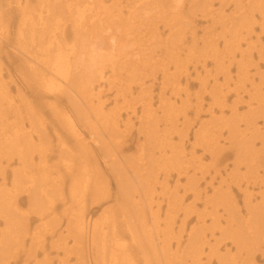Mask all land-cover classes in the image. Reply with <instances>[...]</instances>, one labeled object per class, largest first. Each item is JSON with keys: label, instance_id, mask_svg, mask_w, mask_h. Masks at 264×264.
<instances>
[{"label": "bare ground", "instance_id": "obj_1", "mask_svg": "<svg viewBox=\"0 0 264 264\" xmlns=\"http://www.w3.org/2000/svg\"><path fill=\"white\" fill-rule=\"evenodd\" d=\"M214 1L217 2L215 9L213 0H15L16 25L11 41L8 39L9 27L4 25L8 18L4 5L0 4V46L5 44L12 50L17 48L15 53L20 52L30 64H34L29 67L40 76L38 87L47 95L59 94L64 98L69 109L66 112L57 111L61 118L59 121L67 124L73 132L75 122L92 125L91 116H102L103 131L106 134L115 133L119 114L106 112L99 104L102 82L107 78V66L110 78L114 74L112 56H100L99 53L94 57L97 53L92 50L89 40V37H98L101 30L110 31L108 41L94 39L95 45L98 48L106 45L110 50L120 52L129 47L130 41L133 42L130 35L134 29L148 22L147 13L158 12L161 27L166 29L162 31L167 32L163 41L164 50L160 53V59L167 53L168 62L164 67L172 63L181 69L185 63L193 64L196 76L200 74L197 67L203 70L199 84L202 93L197 97L193 111L194 117L199 120L194 142L201 146L202 156L208 157L209 161L204 163V157H196L199 155L192 149L190 153H185L183 149L176 151L172 147L170 136L182 135V131H178L174 119L170 123L167 118L169 108L170 114L175 112L173 104L168 102L161 104L160 109L165 118L163 120L171 124L170 133L165 136L151 132L153 136L146 138L148 141H161L154 142L153 147H159L160 155L166 151L167 173L155 174V162L151 164L154 171L146 170L143 146L138 149L139 157L136 159L132 158L129 162L127 159H114L121 170L117 182H121L127 172L133 173L132 179L128 176L129 184L133 181L139 188L138 200L148 205L150 218L153 219L152 226L147 227L144 218L141 220V215H136L141 220L140 234L138 231L132 234L126 223L131 247L145 254L149 248L159 246V252L165 255V250L170 249V240L175 241L174 260L163 264H264V71L260 70L261 66L264 68V0ZM184 4L188 13L208 19L206 29L202 30L205 33L201 39L202 50L197 55L194 52V47H197L194 28L191 27L189 32L185 27L190 24H183V19L175 16L184 12ZM116 32L122 35L118 38ZM186 32L190 36L189 43L184 42ZM214 37L217 40L214 41ZM220 40L221 45L217 43ZM126 57L125 54L119 55L118 63L125 66L129 61ZM210 61L212 70L208 71L207 63ZM144 62L140 59L135 65L144 70ZM186 68L181 74L190 78ZM133 71L138 76L137 71ZM176 89L181 90L179 87ZM8 95L0 74V143L5 150L2 153L9 158H6L5 167L16 159L21 163L20 172L27 173L26 163L29 161V165L33 166L31 149L36 145L32 142H40L46 132L42 128L33 138L31 125L35 122L41 126L42 121L32 112L26 114L29 116L30 132H25L23 122H18L21 114L15 111ZM12 112L13 120L8 122L6 119ZM147 112L148 109L143 116L147 125L153 120L158 121L154 114ZM258 120L262 121L261 127L257 126ZM74 138L79 136L75 134ZM255 141L260 150L255 148ZM106 143L117 150L124 146L119 142ZM161 148L167 150L162 151ZM231 157L232 163L225 164ZM119 161L125 165L121 167ZM12 166L18 169L16 165ZM170 170L176 176L173 186H169ZM88 175V172L81 173V177ZM181 178H184V184H180ZM11 180V197L5 196L0 185V218L4 221L0 233L3 235L1 239L4 237L3 241H6L5 244L0 242V264L18 257L19 250L23 248V241L20 243L16 235L24 229L25 218L15 207L16 196L23 191L18 177ZM122 186L120 183L119 188ZM180 188L183 196H180ZM30 189L28 186L27 192ZM54 189L57 193L61 191L59 186ZM156 189L163 192L166 199L161 233H165L164 237L157 235L159 223L151 209ZM47 193L46 189L32 192L27 195V200L46 197ZM186 193H189L191 202L184 205L182 199ZM6 197L8 200L3 203ZM45 199L50 200V196ZM238 202H241L240 207ZM31 205L36 214L44 212L39 204L31 202ZM135 207L139 209L138 204ZM175 210L181 212L177 233L171 226L175 224ZM192 218L194 223L189 225ZM71 232H74L71 234L74 239H81L86 234V251L95 252L94 264H134L131 262L134 259L129 261L131 257L123 251L125 248L121 249L115 228L99 230L96 223L89 221L76 226L67 221L64 233H59L57 239ZM184 232L185 237L181 241ZM26 234L25 231L23 236ZM32 237L31 241H35L34 233ZM79 245V241H75L74 251ZM76 251L80 252V249ZM20 253L28 255L26 250Z\"/></svg>", "mask_w": 264, "mask_h": 264}, {"label": "rangeland", "instance_id": "obj_2", "mask_svg": "<svg viewBox=\"0 0 264 264\" xmlns=\"http://www.w3.org/2000/svg\"><path fill=\"white\" fill-rule=\"evenodd\" d=\"M14 1L0 0V4L4 5V12L8 18L5 20L4 25L9 27L8 39L10 41L13 40L16 25ZM183 6L184 12L177 13L175 16H180L183 19V24H190V26H184L189 32H191V27L194 28L195 44L197 46L194 47V52L197 55L202 50L201 39L205 37L202 30L206 29L208 19L195 15V13H188L187 5L184 4ZM216 7L217 2L213 0V9ZM158 14L155 11L147 13L148 22L137 30L134 29V32L130 35L133 42L130 41L129 47H125L123 51L110 50L106 45L99 47L104 49L100 51L95 45L94 39L108 41L110 31L101 30L98 37H89L91 48L97 53L94 57L99 56V53L100 56H112L111 64H113V67L110 68L114 71V74L110 78L109 67L107 66L105 70L107 78L102 82L103 88L101 89L99 104L102 110L119 114L116 121L117 129L115 128L114 134H106L103 131L102 116H91L92 125L90 123L75 122V131L73 132V129L69 128L67 124L59 121L61 118L57 111L66 112L69 109L64 98L59 94L47 95L38 87L37 82H39L40 76L33 73L29 67L34 64H30L20 52L15 53V50H17L15 46L16 49L14 50L5 44L0 46V74L15 111L21 114V119L18 122L22 121L24 131L30 132L27 121L29 116H26V114L32 112L40 117L42 121L41 126L35 122L31 125L34 130L32 133L33 138H36V133L41 131L42 128L46 132L40 142H32L33 145H36L31 149L33 166L29 165V161L26 163L28 166L27 173L20 172L19 166L21 163H18L16 159H12L10 166L5 167L6 158L8 157L2 153L5 150L3 151L0 143V185H2L5 196L11 197V179L18 177L23 193L17 194L15 207L18 211L20 209V213L25 218L24 229L16 235L17 238H20V243L23 241V248L19 250L18 257L2 261L1 264H94L96 261L95 252L89 250L88 253L86 251L88 246V242L85 243L87 241L86 234L83 233L81 239H74L71 236L74 232H71L65 237L57 239L59 233H64L67 221H72L75 226L80 222L89 221L96 223L99 230L115 228L116 239L122 245L121 249L125 248L123 251L131 257L129 261L134 259L131 261L134 264H163L165 261L174 260L175 241L173 240H170V249L165 250V255L159 252V246L154 249L149 248L145 254L137 252L138 249L136 251L132 249L130 233L127 230L126 223L132 234L137 233L136 231L140 234L142 232L140 230L141 220L144 218L146 226L149 227V225L152 226L153 219L150 218L148 205H144L143 201L138 200L139 188L133 181L129 184L128 176L132 179V172H127L126 177L123 175L121 182H117L116 178L121 170L118 162L116 163L114 160L123 159L125 161L127 159L129 162L132 158L136 159L139 157L138 149L143 146L142 150H145L146 156V162H144L146 170H155V174L159 176L163 172L167 173L168 169H165L166 151L160 155L159 147H153L154 142L161 141L159 139H156V141H154L155 139L149 141L146 139L153 136V134H165L167 136L170 133L171 124L163 120L165 118L162 116L160 109V105L166 102L172 103L175 111L170 114L169 108L167 114L169 122L171 123V120L174 119L178 131H182V135L172 134L170 136L172 147L176 151L183 149L185 153H190L192 149L195 154L199 155L196 157L202 156L201 146L194 142V133H196L199 120L194 117L193 111L197 97L202 93L199 84L203 70L197 67L196 70L200 74L196 76L192 68L193 64L187 65L188 63H185L181 66V69L172 63L164 67L168 62L166 61L168 60L167 53H165L163 59H160V53L164 50L167 32L162 31L166 29H162ZM156 25H158V28ZM256 32L258 31L256 30ZM116 35L119 38L122 33L116 32ZM209 35L214 36L215 34L209 33ZM215 40H217L216 37H214ZM184 42H190L188 32L184 34ZM217 43L221 45V40ZM262 44H264V41H262ZM122 54L127 55L126 58L129 59L125 66L118 63V57ZM183 55L184 53L181 54V56ZM140 59L145 60L144 70L141 66L135 65V62ZM199 60L201 61L202 58ZM157 63L159 64L156 65ZM185 66L187 67L186 74L189 73L190 78H185V74H181ZM133 70L137 71L138 76L133 74ZM207 70H212L211 61L207 63ZM260 70L264 71V68L261 66ZM251 73L253 72L251 71ZM133 77L139 79V81H134ZM176 87L181 90L177 91ZM184 102H187L185 106L183 105ZM146 109H148L147 113L154 114L153 116L158 121L153 120L148 123L150 125H147L143 120ZM184 110L187 111L185 115ZM13 117L14 112L8 114L6 120L8 122L9 120L12 121ZM201 118L203 120L208 119L207 117ZM154 122L156 123L154 124ZM125 124L126 128H124ZM261 125L262 121L258 120L257 126L261 127ZM75 134L79 138L75 139ZM106 142H119L120 145L124 144V146L117 150ZM255 148L260 150L257 142ZM161 150H167V148H161ZM202 157H204V163L209 161L208 157ZM232 160V157L229 158V161L225 164L229 165ZM119 162L122 165L121 167L125 165L124 162ZM154 162L157 163V167L153 170L151 164ZM12 164L16 165L18 169H14ZM84 172L89 173L88 177H81V173ZM169 176V186H173L176 176L173 172ZM31 180L34 182H30ZM184 182V178H181L180 184H184ZM120 183L123 186L119 188ZM22 184H27L31 189L27 192L28 186ZM55 186H59V190H61L59 193L55 191ZM203 187L204 184H202L201 189ZM45 189L48 190L46 197L50 196V200H46L45 196H41L39 199L32 197L27 200V195ZM51 189L52 192H49ZM159 191V189H156L153 194L157 203L154 202L151 209L156 213L157 222L159 223V234L157 233V235L164 237L165 233L163 235L161 233L166 209L164 201L166 199L163 192L160 191L159 194ZM179 191L180 196H183L181 188ZM77 196H80V198H77ZM8 197L3 199V203L8 200ZM31 202L39 204L44 212L41 215L36 214L32 210ZM182 202L184 205L191 202L189 193L184 195ZM158 203L160 205L157 207ZM137 204L138 210L135 207ZM240 205L241 202H238V207ZM198 207L200 208V206ZM175 211H173V215L175 214L176 217L175 224H171V226L177 233L181 212L180 210ZM136 215H141V220ZM3 223L4 221L0 218V230L4 226ZM192 223H194L193 218L189 225ZM25 231L27 234L23 236ZM185 231H188V229ZM33 233L36 237L35 241H31ZM181 235V241H183L185 232ZM2 236V233H0V239ZM3 239L4 237L0 242L5 244L6 241H3ZM54 241H56L55 244ZM75 241L80 243L77 247L80 252H77V249L74 251ZM63 247L64 249H62ZM21 250H26L28 255L24 256L20 253ZM82 250L86 252L81 253ZM258 263H261V261H258Z\"/></svg>", "mask_w": 264, "mask_h": 264}]
</instances>
